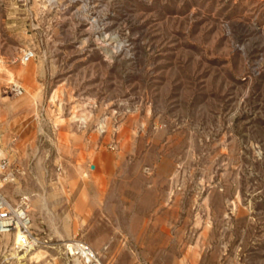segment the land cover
Here are the masks:
<instances>
[{"label":"rangeland","instance_id":"rangeland-1","mask_svg":"<svg viewBox=\"0 0 264 264\" xmlns=\"http://www.w3.org/2000/svg\"><path fill=\"white\" fill-rule=\"evenodd\" d=\"M0 130L4 191L51 241L264 264V0H0Z\"/></svg>","mask_w":264,"mask_h":264},{"label":"built area","instance_id":"built-area-1","mask_svg":"<svg viewBox=\"0 0 264 264\" xmlns=\"http://www.w3.org/2000/svg\"><path fill=\"white\" fill-rule=\"evenodd\" d=\"M34 56L35 51L27 48L22 51L19 60L27 63ZM5 88L17 96L24 92L23 85L17 80L9 81ZM99 128L103 131L101 126ZM16 173L17 169L11 166L7 157L0 151V238L5 239L0 246V249H3L0 254V264L13 263L16 259L15 254L25 255L46 247L61 248L60 254L69 258L73 264H106L101 255L87 242L71 239L59 245L58 242L51 241L42 229L34 225L30 195L18 194L15 198H11L4 191V186L14 180ZM9 244L15 254L6 252Z\"/></svg>","mask_w":264,"mask_h":264},{"label":"bare ground","instance_id":"bare-ground-1","mask_svg":"<svg viewBox=\"0 0 264 264\" xmlns=\"http://www.w3.org/2000/svg\"><path fill=\"white\" fill-rule=\"evenodd\" d=\"M34 254H35V252L32 253V255H34Z\"/></svg>","mask_w":264,"mask_h":264},{"label":"crops","instance_id":"crops-1","mask_svg":"<svg viewBox=\"0 0 264 264\" xmlns=\"http://www.w3.org/2000/svg\"><path fill=\"white\" fill-rule=\"evenodd\" d=\"M0 141H1V139H0ZM3 151V150H2ZM4 155V154H3Z\"/></svg>","mask_w":264,"mask_h":264}]
</instances>
